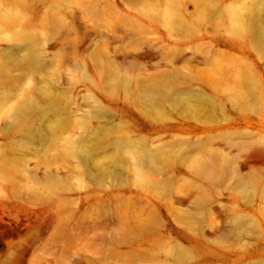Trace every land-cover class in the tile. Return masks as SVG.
<instances>
[{
	"label": "rangeland",
	"instance_id": "1",
	"mask_svg": "<svg viewBox=\"0 0 264 264\" xmlns=\"http://www.w3.org/2000/svg\"><path fill=\"white\" fill-rule=\"evenodd\" d=\"M0 264H264V0H0Z\"/></svg>",
	"mask_w": 264,
	"mask_h": 264
},
{
	"label": "bare ground",
	"instance_id": "2",
	"mask_svg": "<svg viewBox=\"0 0 264 264\" xmlns=\"http://www.w3.org/2000/svg\"><path fill=\"white\" fill-rule=\"evenodd\" d=\"M234 20L236 21V24L237 25H242L244 23V15L242 13H239V12H236L234 15ZM155 160H156V156L154 154H150L148 156V162L150 164H153L155 163Z\"/></svg>",
	"mask_w": 264,
	"mask_h": 264
}]
</instances>
